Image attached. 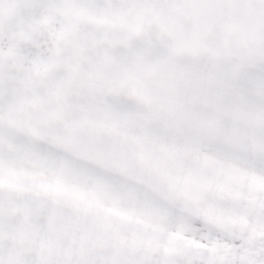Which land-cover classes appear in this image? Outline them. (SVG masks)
Returning a JSON list of instances; mask_svg holds the SVG:
<instances>
[{
    "label": "snow or ice",
    "instance_id": "6c2138e0",
    "mask_svg": "<svg viewBox=\"0 0 264 264\" xmlns=\"http://www.w3.org/2000/svg\"><path fill=\"white\" fill-rule=\"evenodd\" d=\"M0 264H264V0H0Z\"/></svg>",
    "mask_w": 264,
    "mask_h": 264
}]
</instances>
